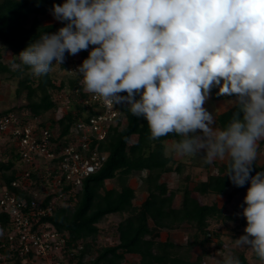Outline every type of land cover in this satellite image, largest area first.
<instances>
[{
  "label": "clouds",
  "instance_id": "obj_1",
  "mask_svg": "<svg viewBox=\"0 0 264 264\" xmlns=\"http://www.w3.org/2000/svg\"><path fill=\"white\" fill-rule=\"evenodd\" d=\"M51 13L65 26L13 56L20 63L12 69L47 75L65 52L94 46L75 71L85 91L127 104L152 140L179 136L177 156L227 160L224 176L237 187L250 183L245 234L234 245L264 264V172L250 175L264 140V0H64ZM214 87L239 109L223 128L204 107ZM217 264L241 261L229 253Z\"/></svg>",
  "mask_w": 264,
  "mask_h": 264
},
{
  "label": "trees",
  "instance_id": "obj_2",
  "mask_svg": "<svg viewBox=\"0 0 264 264\" xmlns=\"http://www.w3.org/2000/svg\"><path fill=\"white\" fill-rule=\"evenodd\" d=\"M63 2L64 0H0V43L17 56L30 43L39 39L43 32L56 33L65 26L64 23L45 24L42 17L52 14L53 4ZM93 47L90 45L87 50H82L83 60L88 58ZM51 71L37 77L23 65L20 69L13 70L10 64L3 62V50L0 48V74L8 73L11 78H19L17 93L19 96L25 93L26 108L35 116L42 117L57 108L53 99L55 91H62L68 86L75 88L79 83L78 78H70L58 84ZM119 107L126 114L127 120L124 125L119 123L111 127L102 143V150L109 153L104 167L88 178L81 191L70 196L64 205L55 210L53 216L44 221L55 225L60 232L68 233L72 241H84L85 247L76 264H124L131 256L139 258L138 264H206V246L214 238L220 246L223 245L220 235L211 232V221L235 220L225 212V206L232 202L237 192L247 190L250 183L246 182L243 187L234 186L224 176L226 160L219 166L218 173L209 175L206 180L198 181L193 186L186 184L183 188H171L168 182L162 181V177L180 172L182 164L166 155V143L176 142L180 137L169 134L152 140L149 138L150 130L146 119L133 116L127 109V104H120ZM83 111L82 106L76 105L74 111L58 122L53 121L52 125L58 124L61 135H66L72 124L82 117ZM238 111V107L233 105L222 112L216 121L218 127H225L233 113ZM242 115L241 112V118ZM134 137H137V141L133 143ZM259 145L264 146V140ZM10 153L11 157L6 162L0 161L2 185L8 188H12V183L16 180L17 172L14 167L20 159L14 149ZM142 171L147 172L144 178L147 196L142 203L135 204L137 195L130 184V178L133 173ZM257 172H264V163L259 165L254 162L250 175L254 176ZM115 179L119 180L120 188L108 189L106 182ZM190 180L188 176L187 183ZM230 189L235 191H229ZM14 190L19 195L22 194L20 190ZM178 193H182L179 204ZM199 195L226 197V201L224 205L218 202L202 203ZM26 196L31 198L30 194ZM113 214L122 215L117 225L119 242L98 247L100 224ZM6 219L0 214V221ZM238 220L239 226L246 227L247 222L242 214ZM183 229L192 230L186 243H178L169 237L162 238L164 231L173 233ZM195 248H201L203 252L194 258ZM234 256L240 259L241 264H252L245 251H237ZM252 258L260 262L253 252Z\"/></svg>",
  "mask_w": 264,
  "mask_h": 264
},
{
  "label": "built area",
  "instance_id": "obj_3",
  "mask_svg": "<svg viewBox=\"0 0 264 264\" xmlns=\"http://www.w3.org/2000/svg\"><path fill=\"white\" fill-rule=\"evenodd\" d=\"M82 62L65 69L69 79L78 78L79 83L54 92L56 109L42 117L28 109L0 114V136H8L20 157L12 188L0 184V214L7 218L0 221V264H76L85 247L83 240L72 241L68 233L44 219L104 167L109 153L102 150V143L110 128L126 122L127 116L120 104H106L85 91L82 76L75 72ZM211 91L217 94L219 89ZM76 105L84 108L83 115L61 135L53 121ZM51 113L55 116L45 122Z\"/></svg>",
  "mask_w": 264,
  "mask_h": 264
},
{
  "label": "rangeland",
  "instance_id": "obj_4",
  "mask_svg": "<svg viewBox=\"0 0 264 264\" xmlns=\"http://www.w3.org/2000/svg\"><path fill=\"white\" fill-rule=\"evenodd\" d=\"M42 21L45 24L60 22L55 20L52 14H48L42 17ZM0 46H2L3 52L8 54V55L3 54L4 63L10 65L13 62L20 63L17 57H13L16 55H14L9 48L4 46L2 43H0ZM82 60H83V53L81 50L76 55H70L67 52H65L64 62L60 65L55 64L56 62L53 61L54 64L51 72L56 82L59 84L62 81L69 80V77L67 76L65 69L68 68V66L73 62H82ZM63 64H65V66H63ZM18 87H19V78H11L8 73L0 74V114L10 110L18 112L27 109L26 95L25 93H23L19 96L17 93ZM212 94H214V92L210 93L208 100L204 104V107L206 108L207 111L212 113L214 117H216L219 113L226 110L229 104H231V106L234 105L232 102H234L236 98H230L224 95L225 99L223 98L216 99L213 98ZM51 116L54 117L55 115L52 113L46 115L45 122L48 121V117ZM124 123L125 122L121 124L124 125ZM7 137L0 136V161H5V162L11 157L10 152L13 151L14 148L12 144H10V142L8 141L9 138ZM198 158H199L198 156L183 157L186 166L185 169L183 170L182 175H177V174L164 175L162 177V181L168 182L171 188L176 189L181 186L183 187L185 184H188L189 186H193L194 183L204 180L205 177H208L210 171L216 174L218 169L215 170L213 166L212 168L197 166L196 163L203 161V159H198ZM225 161L226 160L223 161L216 160L215 161L216 166L219 168L220 164L224 163ZM255 162L259 165L264 163V146L259 145L258 156ZM188 176L190 177L191 180L188 181L187 183L185 179ZM145 177L146 175L140 173V175H132L130 178V184L133 188L136 189V193H137L135 204H140L146 197L147 186L144 183ZM0 184H2L1 173H0ZM107 187L120 188L119 180L115 179L108 181ZM229 191H235V190L230 189ZM246 193L247 190L243 192H237L232 202L226 204L225 206V212L228 213L229 215H232L235 220H231L227 222L215 221V220L211 221L210 230L214 234L220 235V239L223 242V245L220 246L218 240L214 238L212 243L206 246V251L208 254L206 257V264H217L218 261H222L223 258L229 253L234 255V253L237 251L238 252L245 251L252 264H261V262H258L252 258V251L250 249L236 248L234 245V240L238 239L240 236L245 234L244 233L245 227L239 226L240 221L238 220V218L241 215V210L244 205V197L246 196ZM181 198H182V193H178L177 204H179ZM199 198L202 203H207V204H213L214 202H218L220 205H224L226 201V197H218L216 195H199ZM67 201H65L64 204ZM121 217H122L121 214H113L108 216L104 221L101 222L100 224L101 232L97 240L98 247L113 245L117 242V237H118L117 225L118 222L121 220ZM191 231L192 230L189 229L178 230L173 233L164 231L162 234V238L165 239L166 237H169L178 243H186L189 234L192 233ZM202 252L203 250L201 248H195L193 251L194 258L198 255H201ZM138 262H139L138 257L131 256L124 264H138Z\"/></svg>",
  "mask_w": 264,
  "mask_h": 264
},
{
  "label": "crops",
  "instance_id": "obj_5",
  "mask_svg": "<svg viewBox=\"0 0 264 264\" xmlns=\"http://www.w3.org/2000/svg\"><path fill=\"white\" fill-rule=\"evenodd\" d=\"M212 93V92H211ZM212 96H213V98H216V99H218V98H223V99H225V97L224 96H221V95H217V94H212ZM227 99V98H226ZM229 106L230 107H232L231 106V104H229L228 106H227V109H229ZM226 109V110H227ZM226 110H224V111H226ZM223 111V112H224ZM222 113V112H221ZM221 113H219L216 117H215V119H216V121H217V118H218V116L221 114ZM216 126H217V123H216ZM137 141V137H134L133 138V143L134 142H136ZM174 143V141H169V142H167L166 143V155H168V156H172L173 157V159H174V161L176 162V163H178V164H182V169H181V171L180 172H172V173H170V174H165V175H172V174H177V175H182V173H183V170L185 169V166H186V163H185V161H184V159H183V157H181V156H177L174 152H173V150H172V144ZM169 145H170V147H169ZM169 147V148H168ZM11 154V153H10ZM199 158L198 159H203L201 156H198ZM223 164V163H222ZM222 164H220V166L222 165ZM196 165L197 166H203V167H206V168H212V166H213V168H215V170L216 169H219L217 166H216V162H213L212 164H205L204 163V161H200V162H198V163H196ZM140 173H142V174H144V175H146L147 176V172H145V171H142V172H135V173H133V175H140ZM218 173V170H217V172H216V174ZM211 174H215V173H212L211 171L209 172V175H211ZM207 179V177H205L204 178V180H206ZM186 181H187V177H186V179H185ZM110 181V180H109ZM186 181H185V183H186ZM108 182V181H107ZM107 182H106V186H107ZM186 185V184H185ZM184 185V186H185ZM183 186V187H184ZM182 186L181 187H179V188H183ZM108 188V187H107ZM108 189H112V188H108ZM136 190V189H135ZM137 194V193H136ZM146 196H147V194H146ZM146 198V197H145ZM142 203V202H141ZM122 218V217H121ZM167 238V237H166ZM165 238V239H166ZM175 241V240H174ZM119 242V240H118V237H117V242L116 243H118ZM115 243V244H116ZM114 245V244H113Z\"/></svg>",
  "mask_w": 264,
  "mask_h": 264
}]
</instances>
